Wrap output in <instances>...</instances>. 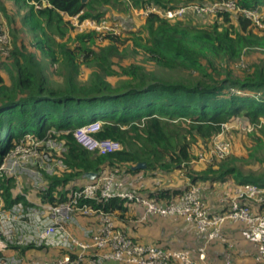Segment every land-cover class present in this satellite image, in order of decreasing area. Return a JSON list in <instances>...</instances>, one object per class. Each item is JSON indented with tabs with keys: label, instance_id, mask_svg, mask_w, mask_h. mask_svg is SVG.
<instances>
[{
	"label": "trees",
	"instance_id": "1",
	"mask_svg": "<svg viewBox=\"0 0 264 264\" xmlns=\"http://www.w3.org/2000/svg\"><path fill=\"white\" fill-rule=\"evenodd\" d=\"M25 1L32 3L26 21L33 17L35 28L41 30L43 24L49 27L43 33L45 40L37 35L36 43L49 54L51 63L59 62L56 73L61 82L51 81L13 29L11 60L0 59L4 71L0 74V164L16 144L31 135L38 140H60L67 147L63 157L66 169L46 176L51 190L80 180L86 172L117 168L120 173L125 170L144 177L184 170L190 183L196 185L225 181L264 185V172H246L241 164L245 159L233 154L199 171L191 164L196 143L210 145L224 125L238 116L256 124L262 136L258 145L264 142V64L242 60L245 49L264 41V28L244 10L259 11L264 0H235L237 12L221 7L214 22L202 27L190 19L171 21L151 12L141 30L147 36L139 30H127V39L115 33L101 34L108 43L95 49L86 43L97 34H79L75 46L60 44L62 58L51 50L50 42L56 35L64 37L70 29L72 21L65 15L100 21L113 10L129 13L148 6L166 10L223 0ZM0 11L11 24L13 17L1 1ZM187 14L208 17L193 11ZM129 44L142 60L124 65L121 61L128 55ZM78 56L93 68L85 82L78 79L82 64ZM111 76L121 81L116 84ZM95 120L102 121L96 136L118 141L122 149L96 154L78 142L74 131ZM143 162L145 168L134 169ZM16 179L0 176V195L6 208L21 199L13 193ZM183 192L157 187L148 194L160 202H171ZM129 206L119 197L103 203L105 211L117 212L122 220H126ZM31 247H22V251Z\"/></svg>",
	"mask_w": 264,
	"mask_h": 264
},
{
	"label": "built area",
	"instance_id": "2",
	"mask_svg": "<svg viewBox=\"0 0 264 264\" xmlns=\"http://www.w3.org/2000/svg\"><path fill=\"white\" fill-rule=\"evenodd\" d=\"M36 7L39 5L36 4ZM221 7L234 12L239 10L235 0H223L210 5L189 4L166 10L148 6L142 9V13L147 15L157 12L171 19L186 15L189 11L199 15H216ZM244 12L264 28L263 17L259 15L258 9ZM77 18L70 17L71 21ZM89 23L95 24L94 19ZM105 24L106 21L103 27L111 26L112 33L120 32L119 21H114L110 26ZM101 127L99 120L90 121L78 127L74 136L84 148L97 154L122 149L120 142L96 136ZM30 138L33 137L27 135L6 154L0 164V176L18 178L21 170H32L35 159L39 160L38 167L45 171L37 172L39 175L32 189L13 192L21 199L10 208L5 207L0 195V237L6 244L21 246L56 244L63 252L52 258L28 260L0 255V264H106L108 261L122 264H218L209 259L208 250L216 242L229 241L225 233L228 223L244 225L253 241L252 256L256 264H264V185L254 182L235 185L231 191L222 194L218 211L213 210L201 195L199 185L189 186L176 200L160 202L143 191L145 184L142 174L132 175L125 170L120 173L118 168L102 170L93 180H72L51 190L46 176L57 173L56 167L66 169L63 157L67 147L64 142L52 138L41 140L46 141L42 145L29 142ZM231 145L229 141L215 142L212 157L216 160L225 158L232 151ZM140 181L143 185L137 188L132 186ZM114 197L125 199L131 207L141 209L134 220L137 225L155 216L183 219L194 226L201 243L170 249L142 243L128 230L116 225L113 212L103 209V203ZM79 215L94 216L98 221L96 229L86 232L90 241L78 238L68 228ZM229 246L232 248L233 244L229 243ZM226 255L219 264H238L230 253Z\"/></svg>",
	"mask_w": 264,
	"mask_h": 264
},
{
	"label": "rangeland",
	"instance_id": "3",
	"mask_svg": "<svg viewBox=\"0 0 264 264\" xmlns=\"http://www.w3.org/2000/svg\"><path fill=\"white\" fill-rule=\"evenodd\" d=\"M0 1L9 10L11 16L13 17V22H11L10 24L7 17L3 15L0 11V22H1L0 23V59L11 60L10 56L12 54L11 52L14 48V42H15V38H14L15 35L13 34L14 32L13 29H15V32L20 40V43L24 44L27 50L30 51L35 56L36 60L39 62L40 66L49 76L51 81L55 83L61 82V77L58 76L57 74L58 72L56 73V69L59 66V62L51 63L49 54L46 52H42V49L40 48V46H37L36 43L37 35L41 40H45V35H43V33L47 31L49 27L43 24L41 30H39L37 27L35 28L33 17H30V19L28 17L29 22L26 21V17L28 16L32 3H28V2L26 3L25 0H0ZM124 14H128V13H124ZM259 15L264 17V8L263 10L262 9L259 10ZM140 17H142V19L145 20L143 16L140 15ZM65 18L70 19L68 15H65ZM215 18L216 16L212 14L208 15V17H200V16L193 17L192 14H186L178 18L177 17L171 18L170 20L175 21L178 19H183L187 21L190 19L193 25L202 27L210 23H213ZM142 19L141 18L137 19L134 24L130 26H126L128 29H123V26H121L120 23V32L118 34L121 36V38L127 39L126 38L127 30H132V31L139 30L140 32L139 34L147 36L145 32H141V30L145 28V22H143ZM113 20L114 17H112L111 14L105 15V17L102 18L100 21L94 20L95 24L89 23V21H93V19H88V21L86 19L82 21H80L78 18L72 19L70 29H68L66 35L64 37H60L56 35L55 41L50 42V48L58 58H62L63 53L60 44L65 43L67 44V46H75L77 44L76 37L79 34H87L92 32L97 34V36L89 43H86V46L99 49L108 43L107 41L103 40L102 36L100 35L103 33L104 34L112 33V28L110 25L111 23L114 22ZM104 21H106L105 25L107 26L109 25L110 27L108 28L103 27ZM134 47L135 46L133 44H129L127 46L128 50L126 52L128 55L124 59H122L121 61L122 64L127 65L128 63L133 62L134 60H140V61L142 60V58H138V55L135 54L136 52L133 49ZM244 54L245 55L242 56L243 57L242 60L248 61L253 64H258V63L264 64V41L259 42V45H256L252 48L245 49ZM79 62H81L82 64L80 67V73L78 74V79L85 82L91 77L93 68L88 66L86 63L82 62L81 57H79ZM117 69L121 70V66L120 65L117 66ZM235 72L238 73V71ZM3 73L4 71L1 69V65H0V74ZM111 80H113L114 83L116 84L117 82L121 81L118 78V76H111ZM100 122L102 123V121ZM260 134L261 132L256 126V124H254L249 118L245 116H238L224 125L222 132H220L216 136L213 143H211L210 145L202 141L196 143L195 149L193 151V162L191 164L194 166V170L199 171L202 170L209 163H215L217 161H220L221 159L216 160L214 159V157H212V149H213L212 146L213 144H215V142L229 141L232 144L231 145L232 151L229 155L233 154L234 156L244 158L245 160L242 161L241 164L243 165V168L246 172H255V173L264 172V161H261L260 159V158H264V142H262L261 145H258V143H260L259 142L260 138H262ZM29 142H37L42 145L46 141L30 138ZM251 153L253 155H250ZM201 156H204V159H201ZM38 165H39V160L35 159V163L32 165L31 171L24 172V170H21V172L18 173L19 177L16 179L17 186L14 187L13 192L17 193L20 191H25L30 188L32 189V187L34 186V182L37 180L36 178H38L37 176L39 175L37 174V172H39V170L45 171L44 169L39 168ZM56 170L59 171L58 173L60 172L62 173L61 169L57 167ZM166 174L169 176V172H167ZM178 175L179 172L170 175L171 184L167 183L166 180L167 177L165 175H161V179L158 183L159 187L169 188L166 186L174 185L184 189L183 187L184 185L182 183L183 181H181L182 178ZM234 187L236 186L234 184H231L229 187H227L225 191H231ZM209 205L211 204L209 203ZM228 252L232 256L234 252L233 247L230 248Z\"/></svg>",
	"mask_w": 264,
	"mask_h": 264
},
{
	"label": "crops",
	"instance_id": "4",
	"mask_svg": "<svg viewBox=\"0 0 264 264\" xmlns=\"http://www.w3.org/2000/svg\"><path fill=\"white\" fill-rule=\"evenodd\" d=\"M263 10V8H262ZM112 17L118 19L122 26H130L135 23L137 19H142L144 17L146 21V15L142 13V9H133L128 14L118 13L115 10L111 11ZM70 17V16H68ZM133 19V20H132ZM128 29V28H127ZM205 168V167H204ZM203 168V169H204ZM184 170H176L169 172V176L165 173L167 177V183L171 184L170 175L179 172V175L183 181L184 189L188 188L191 185L189 178L184 172ZM182 173V174H181ZM161 179V176L158 174L155 177H144V186L142 187L143 191L149 193L150 191L155 190L158 185V181ZM185 183V184H184ZM150 184V185H149ZM231 184L238 185L234 181H225V182H215V183H199L200 193L205 199L211 204L213 210H220V199L224 191ZM140 185H143V182H137L132 185L137 188ZM130 187V186H129ZM169 188L183 189L174 185H167ZM183 189V190H184ZM141 209L137 207L129 206L127 214L131 217L126 220L119 218L117 212L114 213V221L116 225L120 228L128 230L130 234L137 240H140L142 243H151L161 245L167 249L170 248H181L189 246L199 245L200 239L196 235L195 228L192 224L186 222L183 219H176L171 217H153L149 222L137 225L134 221L140 214ZM134 218V219H132ZM98 226V221L96 217H85L79 215L74 223L69 224L68 228L71 233L77 236L80 239H86L90 241V237L86 235V232H92ZM225 233L228 237V242H216L212 244L209 248L208 254L209 259L214 263H221L222 260L227 256L228 250L231 248L229 243L233 244V254L232 257L235 259L238 264H256L253 256V241L246 232V228L241 223H228L225 227ZM32 246L29 249L22 251L21 245L6 244L5 240L0 237V255L7 257H17L22 260H28L30 258H52L59 256L63 249L58 245H43V246ZM106 264H122L119 262L108 261Z\"/></svg>",
	"mask_w": 264,
	"mask_h": 264
},
{
	"label": "water",
	"instance_id": "5",
	"mask_svg": "<svg viewBox=\"0 0 264 264\" xmlns=\"http://www.w3.org/2000/svg\"><path fill=\"white\" fill-rule=\"evenodd\" d=\"M88 0H82V2H87ZM146 167V163H139L137 164L134 169H141V168H145ZM98 176L97 172H86L84 173V175L82 176L83 179H89V180H93Z\"/></svg>",
	"mask_w": 264,
	"mask_h": 264
}]
</instances>
